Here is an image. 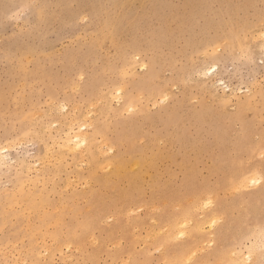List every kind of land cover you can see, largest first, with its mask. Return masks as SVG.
<instances>
[{
	"label": "rangeland",
	"instance_id": "rangeland-1",
	"mask_svg": "<svg viewBox=\"0 0 264 264\" xmlns=\"http://www.w3.org/2000/svg\"><path fill=\"white\" fill-rule=\"evenodd\" d=\"M61 1L0 0V98L5 97L0 101V143L10 146L6 161L0 163V215L5 211H20L26 216L20 231L15 232L13 228L16 219L0 227V264H31V247L36 249L40 264H161L164 248L153 246L151 235L154 231L165 232L167 223L180 217L183 208L192 201L193 193L208 188L213 190L212 198H209L213 203L206 209H196L197 218L202 219L209 208L221 209L223 218H217L218 224L213 228L206 226L207 237L200 239V247L193 252V258L212 254L209 260L216 262L223 257L238 259L239 252L246 256L248 251H254L257 257L250 264H264L261 251L264 247L258 241L262 236L258 237V232L263 230L264 234V33L261 34L264 31V0H148L141 9V28L128 26L114 35L113 43L107 37L108 30L104 29L107 23L104 20L113 11V0ZM36 4L41 8L26 7ZM17 13L22 15L13 19ZM164 22H169V31L165 32ZM152 32L155 33L154 40L164 34L167 45L160 46L158 56L161 60L147 78L151 69L148 63L154 55L147 50L153 40ZM135 37L142 41V54L132 50ZM98 40L100 56L92 62L76 58L78 54L86 55L88 44ZM119 45H126V52L137 62L132 70L135 78L131 75L130 81L137 79L147 86L144 91L133 92L134 108L127 112L115 97L124 81L117 83L114 75L106 71L109 63L117 60ZM38 64L42 66L40 72L36 70ZM143 64L145 68H142ZM92 71L99 73L100 81L96 84L99 87L86 84ZM38 74L42 75L38 77ZM50 88L52 94L48 93ZM80 96H83L81 100ZM63 105L67 108L61 110ZM115 112H119L118 118ZM169 112L173 114L171 120L166 115ZM100 113H105L104 121L111 127L108 134L111 141H106L107 145L97 135V142L101 147L105 145V157L123 153L128 158L132 147L140 149L151 136V139H157L159 148L172 146L177 154L176 159L166 162L167 167L172 165L174 177L165 176L168 186L163 197L160 193L155 194L149 183L140 197L139 192L126 182L122 188L129 189L128 197L109 201L107 197L117 195L119 190L104 191L101 204L108 208L96 213L95 227L86 233L83 242L77 245L66 238L58 243V250L51 252L54 246L51 239L42 241L31 235L32 228L39 227L37 213L33 218L27 216L38 207L40 213L54 215L62 195L69 196L73 190L84 193L90 188L89 184L98 189L88 177V158L66 151L61 137L66 129L65 122L71 124L74 120L76 127L85 121L89 123L87 131L92 135ZM120 119L137 127L129 139L123 138V141L117 139L115 132ZM174 121L177 122L172 124ZM199 128H202L206 150L200 154L194 150L189 152L196 162V173L190 176L182 166L183 152L178 151L175 143H178L177 133L184 132L185 138L188 136L186 139H194ZM170 131L175 135L173 141L167 136ZM144 132L145 135H140ZM109 144L113 151H109ZM46 159H52V164ZM234 164L248 178L262 176L260 184L248 183V188H239L236 185L240 180L229 182L230 170L226 169ZM216 165L221 168L214 171ZM112 170L113 167L106 173ZM211 172V176L207 175ZM27 174L35 183L25 187L23 197L18 194L16 184L20 176ZM257 192L258 197L250 201V195ZM206 199L208 197L204 196ZM81 203L84 209L88 208L86 198ZM244 203L245 206H240ZM157 206L160 211H155ZM138 208H142L141 211ZM182 238H174L169 248L175 250L186 237ZM257 244L260 246L256 247ZM127 256L131 257L127 260Z\"/></svg>",
	"mask_w": 264,
	"mask_h": 264
},
{
	"label": "bare ground",
	"instance_id": "bare-ground-1",
	"mask_svg": "<svg viewBox=\"0 0 264 264\" xmlns=\"http://www.w3.org/2000/svg\"><path fill=\"white\" fill-rule=\"evenodd\" d=\"M64 1L65 0H62L61 3H63ZM147 1L148 0H113V2H112L113 11L110 12L109 15L106 17V19L104 20V22H107L104 25V29L105 30H108V32H106V34H107V37L110 38L111 42L112 41L114 42V38L113 37H114L115 34L124 31L128 26H134L135 28H137V27L138 28H141V26H140V23L142 22L141 9L143 8V5H145L147 3ZM168 23L169 22H164L165 27H166L165 32L166 31H169V29H168ZM229 32H230V30H229ZM102 33H104L103 29H102ZM263 33H264V31L261 33L262 36H263ZM152 35H153L152 36L153 40L149 44V46L147 47V50H150V52H152L154 55H152V58L150 59V61L148 63V64H150L151 69L148 72L147 78H149L148 77L149 75H152V72L151 71H155L154 66L158 62H160V60H161L160 59V56H158L159 50L161 48L160 46L162 44H166L167 45L166 36H164V34L161 35L158 40H154V37H155V33L154 32H152ZM262 36H261V38H262ZM255 40H256V38H255ZM100 46H101V43H100L99 40L98 41L90 42L88 44V53L86 55H79L78 54V56H76V58H80V59L83 58L82 59L83 61H85L87 59V60H90L92 62L95 58L98 57L99 52H100V49H101ZM125 48H127L126 45H119V47H117V49H119L118 58H117L116 61L109 63V66L106 68V71H109V72L112 73V75H114V79L115 80H118L117 83L120 80L121 81H124L123 82L124 83V86L122 88L118 87V91L116 92L117 93V96L115 95V97L118 98V102L119 103H123L122 104V107L127 112V111H130V109L132 110L134 108V103H133L134 96H133V92L138 91V90L144 91V90L147 89V86H145L144 84H142L143 82L138 81L137 79H134L133 82L130 81L131 78H132L130 76L131 75L133 76L132 70L137 65V62H135L133 60V58H131L129 56V54L126 52V49ZM132 50H133V52L135 54H142L143 51H144L142 41L138 37H135L134 38ZM93 63H95V62H93ZM80 66L82 68H84L83 63H80ZM36 68H37L36 69L37 72H40V70H42V66L39 65V64L37 65ZM82 68H80V70H83ZM142 68H145V65L144 64H143ZM211 71H210V73H211ZM98 74H99L98 71H92L91 72V78L89 79V81L86 84H90L93 87L94 86H97L96 85L98 83L97 81L98 80L100 81ZM39 75H42V74H38V77H39ZM202 75H204V74H202ZM44 76H46V75H44ZM133 77L135 78V76H133ZM41 79H42V77H41ZM44 79L47 80V77L44 78ZM101 79H103L102 76H101ZM51 81H52V79H51ZM53 81H55V80H53ZM61 83H63V79H62V82ZM51 85H52V82H51ZM82 86H84V84ZM87 87L88 86H86V88ZM97 87H99V85ZM83 88H85V87H83ZM49 91H48V93H51L52 92V89L50 88ZM91 91H93V90L91 89ZM93 92H95V91H93ZM93 92H90V93L92 94ZM120 93L122 94V96L119 95ZM83 94H84V92H83ZM72 96H73V94H72ZM83 96L82 97L81 96L79 97L80 100H81V98H83ZM87 97H88V95H87ZM2 98H5V97H2ZM2 98H0V101L3 100ZM50 103H52V102H50ZM29 106H30V104H29ZM29 106H28V108H29ZM66 106L67 105H63V107H61L63 109H61V110H64L65 108H67ZM77 106H74V107L77 108ZM92 106H93V104H91L90 108ZM22 107H24V106H22ZM21 109L23 110V108H21ZM120 111H121V109H120ZM20 112L21 113H24L22 111H20ZM10 113L11 112H9V114ZM90 113L91 112H89L88 114H90ZM118 113L115 112V116L117 118L119 117L118 116ZM11 114H10V116H11ZM21 115H19V117ZM166 115L169 116L168 119H170V120L172 119L171 116H173V114H171L169 112ZM40 116H41V114H40ZM104 116H105V113H103V114L100 113L99 114V119H97V121H96V125L94 126V129H93V132H92L93 134L92 135H90L89 131H87V127H88V124H89L88 121H87L88 124H86V121H85V123H83V124L81 123V125H79L78 127H76V123H74V121H76V120H74V121H71V124H67L65 122L66 129L64 131V134L61 137V139L63 140L62 147L66 151H68L69 153H72L73 155H75V153H76V155L78 154L81 157H87L88 158V163H89L88 177H89L90 180H92L93 182H95V184L98 185V189H94L93 186L91 184H89L90 185V188L86 192H84V193L79 192L77 190H73V192L69 196L62 195L61 196L60 205L57 207L56 214H54V215L52 213L49 214V212L48 213H46V212L40 213V211L38 210V208H39L38 207L37 209H34V211H35V212L33 211L34 213H32V214L29 213L28 216H27L29 218H33L35 216V213H37L39 227H36V226L33 227L32 230H31V235L33 236V238L36 237L37 239H41L42 241L45 238L51 239L53 241V245H54V246L51 247V250H50L51 252H54V251L58 250V248H57V247H59L58 246V243L60 241L65 240L66 238H69L72 243L77 244V245H80L83 242V239H84L86 233L90 232V230L91 229H94V227H95L96 219H98V215L96 213H98V211H100V210H105V209L108 208V207H105L106 204L105 205H102L101 204V203H103L102 201L104 199V197L102 196V194H104L103 193L104 191H107V190L117 191V190H119V192H118L117 195H112V196H108L107 197V199L109 201H111V200L114 201L116 199H122L123 197H128L129 196V194H128L129 189L127 190L126 188H122V185L123 184L128 183L130 186H133L132 188H135V190L139 192V197H140L144 193L145 185L147 183H149V185L153 188L152 189L153 192L155 194L160 193L162 195V197H163L164 190L168 186V183L164 180L165 176L168 175L169 178L170 177H172V178L174 177L173 172L170 169V167L172 165L170 167H167L166 162H167V159H170V160L171 159H176L177 158L176 157L177 154L173 150L172 146H169V147H166V148H159V145L156 142L157 139H151V136H150V140L148 139L149 141L147 142V144H145L142 147L140 146V149H133V147H132L131 154L129 155L128 158L126 156H124L123 153L122 154H119L116 157H112V158L105 157L103 151H105L104 150V148H105L104 146L107 145L106 143H108L106 141H109V142L111 141L108 138V134H109V131L111 130V127L108 126L107 123L104 121ZM141 116L143 117V115H141ZM84 117L85 116H83V118ZM36 118L38 119V117H36ZM86 118H87V116H86ZM88 118H90V116ZM13 119H15V117L12 118V120ZM126 119H123V120L120 119L119 121H117L118 124L116 125V131L115 132H117V134H116L117 136L116 137H117V139L119 141H123V138L129 139L130 133L133 132L137 128V127L136 128H133V127H135V124L133 125V123L130 124V123L125 122ZM198 119H199V117H198ZM166 120H167V118H166ZM167 122H170V121L167 120ZM175 122H177V121H174L173 123L172 122L171 123L174 124ZM57 123H59V121ZM213 123H214V119H213ZM53 124L56 125V123H53ZM215 124H216V122H215ZM49 125H51V124H49ZM147 126H148V124H147ZM90 127H92V121H91V126ZM179 128L180 127H178V129ZM42 129L43 128H41V130ZM46 129H48L47 126H46ZM150 129H151V127H150ZM59 131H60V129H59ZM178 132H179V130H178ZM145 133L146 132H144V134H140V135H145ZM166 133H168V132H166ZM177 134H178L177 135L178 136V141H176V142H178V143H175V144H177L178 151L179 152H183V155H184V161L182 163V166L184 167V169L186 170V172L190 176L191 175H195V173H196L195 163L196 162L194 163V161L190 158L189 152L194 150V151H197V153L200 154L206 148L205 145H204L205 142L203 144L202 128L201 129L199 128V133H198L197 137L194 138V139H192V138L186 139L188 136L186 135V138H185V136H184L185 133L184 132L183 133H177ZM17 135L18 134L16 133V135H14V136L16 137ZM97 135L101 136V138L105 141V145H103L102 147L97 142V140L99 139L97 137ZM146 136H147V134H146ZM167 136L171 137V139L173 141L175 135H174V132H171L170 131V133H168ZM54 137L55 136H52V138H54ZM146 139H147V137H146ZM219 140H220V138H219ZM22 141H24V140H22ZM165 141H166V139H165ZM142 142H143V140H142ZM142 142H141V144H142ZM225 142H227V141H225ZM215 143H216V141H214V144L212 143L214 145V147H215ZM219 144H221V142ZM240 145H242V144H240ZM246 145L247 144H245V146ZM109 146H110L109 147V151L110 150L113 151L112 150V146L110 144H109ZM54 147H53V149H54ZM5 148L7 149L6 152L0 151V163H3V162L6 161L5 159L8 156V151H9V148H10L9 144H7V143L6 144L0 143V149H5ZM208 149L210 150L211 148H208ZM50 151H47V154L50 153ZM207 156H208V154H207ZM48 157L51 158L52 156L49 155ZM57 159L59 160V158H57ZM46 160L49 161L50 159L49 160L46 159ZM51 161L53 162V160L52 159L50 160V163L52 164ZM198 161H200V160H198ZM81 162H82V160H81ZM175 162L177 164V161H175ZM42 163H43V161H42ZM214 163H216V160L214 161ZM4 164H8V163H4ZM82 164H85V162L82 163ZM225 165H226V163H225ZM111 167H113V170L110 173H106V170H108V169L110 170ZM27 168H30V167L28 166ZM177 168L179 169V167H177ZM220 168L221 167H219V166L216 165L214 167V171H217ZM224 169H226V168H224ZM226 170H230L229 177H228V181L229 182L231 181V182L235 183L237 180H240V184L239 185H236V187H239L240 186L239 188H241V187L242 188H244V187L248 188L247 187V186H249L248 183L249 184H254L253 181H255V183H259L260 180L262 179V176L259 178V177H255V175H252V177L254 176L255 178L251 179L250 178L251 176H250L249 177L250 179H249L246 174H243V172L240 169H237L236 168V165L235 164L232 167H230V168H228ZM101 171H104V173L101 174ZM231 171H232V173H231ZM37 172H39V171H37ZM27 173L30 174L29 171H27ZM28 174H27V176H20L19 177V181L16 184L18 186L17 187L18 194H20V196L23 195V197L25 196V193L23 192V190L25 189V187L27 185H29V184L35 183V180H33ZM180 175H178V176H180ZM207 175H210L211 176L212 175V172H211V174H207ZM69 179H71V178H69ZM246 184H247V186H246ZM188 186H189V184H188ZM74 189H76V188H74ZM67 190H68V187H67ZM232 191H233V189H232ZM234 191L236 192V189H234ZM228 192H229V190H228ZM212 195H213V190H209V188L208 189H205V190H201L199 192L193 193L192 201L191 202H188L189 205H186L183 208L180 217H178V218L170 221L169 223H167V226L164 227V228L167 227V230L165 229L166 230L165 232H163V231H162L163 233H159L161 231H159V232H155L154 231L155 233L153 232V234L151 235L152 245L155 246V247H157V248H161V247L164 248V252L160 256V263L161 264H191L192 262H194L195 264H250L252 262V260L257 257V254L254 253V251L253 252L248 251L249 254L247 253L246 256H242V254L239 252L238 254L240 256L238 257V259H233V258H230V257H225V258L223 257L224 259L222 258V260H219V261H216V262H211L209 260V257L212 256V254H210L209 256H206L205 258H193V256H192L193 252L197 251L198 247H200L199 246L200 239H205L203 237H207V234L204 232V229L206 228V226H209L210 228H213V227H215L216 224H218L217 223V220H218L217 218H219V217H221V219L223 218L221 209L219 211L218 210L216 211V209H214V208H209V210H206L204 212V215H203L202 219H198L197 218L196 209H198V208H205L206 209V207H211V204L213 203V200L211 199V201H212L211 202L209 198H212ZM258 195H259L258 192L257 193H254V196L250 195V198H248V199H250V201L251 200H254L252 198L258 197ZM204 196H207L208 199L204 200ZM243 196H244V193L242 194V197ZM83 198H86L88 200V204L89 205H88V208L87 209H84L83 208V205L81 203V200ZM214 198H216V197H214ZM244 200H245V197H244ZM22 201L23 200L19 201L18 203L21 205L22 204ZM236 201L238 202L239 200H236ZM236 201L234 200V202H236ZM24 202H25V200H24ZM115 202H117V201H115ZM31 203H34V202L33 201L32 202H29V205L30 206H32ZM232 205H233V203H232ZM144 206H142V207H144ZM180 206L181 205L179 204V208H180ZM240 206H245V203H244V205H240ZM157 207L159 208V206H157ZM152 208L154 209V207H152ZM158 208H157V210H155V209L154 210L155 211H158V210L160 211V208L159 209ZM29 209H30V207H29ZM140 209H142V208H138L137 210H140ZM235 209L236 208H234V212H236ZM201 215H200V217H201ZM25 217L26 216H24V214L22 212H20V211H5L4 213H2L0 215V227H4L5 225L9 224L12 221V219H16L17 220V223L15 225H13V228H14L15 232L17 230L20 231V228L22 227V222L24 221ZM52 227L54 229L50 231V229ZM134 229H135V227H134ZM162 230H163V228H162ZM150 231H152V230H150ZM65 234H66V236H65ZM260 235H262V236L260 237L261 239L259 238L258 241L261 242V243L259 242V244H263V245H261V247L262 246L264 247V241H263L264 234H263V230H260L258 232V237ZM63 236H65V237H63ZM177 237L178 238H180V237H183V238L186 237V238H185V240L180 241L178 247L175 250H172V249L169 248V243L174 238H177ZM258 237H256V238H258ZM148 238H150V236ZM51 244H50V246H51ZM94 244H96V243H94ZM259 244H257L256 247L257 246H260ZM1 245H2V242H0V246ZM82 246H83V244H82ZM150 246H151V244H150ZM259 249H261V248H259ZM203 250H205V249H202V251ZM21 251H19L18 254ZM253 253L255 255H253ZM36 255H37L36 249L34 247H31L30 248V251H29V256L31 258V264H40V262L36 258ZM4 257H6V256H4ZM129 257H131V256H127V260L129 259ZM127 260H126V262H127ZM24 262H25V260H24ZM135 264H137V263H135ZM145 264H151V263L150 262H146Z\"/></svg>",
	"mask_w": 264,
	"mask_h": 264
},
{
	"label": "snow or ice",
	"instance_id": "snow-or-ice-1",
	"mask_svg": "<svg viewBox=\"0 0 264 264\" xmlns=\"http://www.w3.org/2000/svg\"><path fill=\"white\" fill-rule=\"evenodd\" d=\"M26 7L30 8V9H39V8H41V5H39V4H36V5H27ZM21 15H22L21 13H17L13 17V19H18ZM213 71H214V69H213ZM165 99H167V97H165ZM0 151L6 152L7 149L6 148L5 149H0ZM253 183H255V181H253ZM261 251H262V253H264V249H262Z\"/></svg>",
	"mask_w": 264,
	"mask_h": 264
}]
</instances>
